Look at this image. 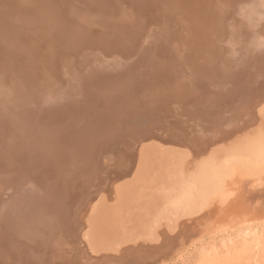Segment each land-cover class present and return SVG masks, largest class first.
I'll return each mask as SVG.
<instances>
[{"label": "bare ground", "instance_id": "obj_1", "mask_svg": "<svg viewBox=\"0 0 264 264\" xmlns=\"http://www.w3.org/2000/svg\"><path fill=\"white\" fill-rule=\"evenodd\" d=\"M24 1L25 0H11V2L9 1L10 3H7L6 1L3 2V0H0V83L3 78L7 79L3 74L6 72H3L2 68L7 66V63L2 60L5 59V57L12 60L10 68L13 73H19L22 68H27V70L35 72L34 75H38L39 77L43 76L45 73H49L48 71L56 72L57 68L62 72V69H71L73 66L72 69H79L82 74L89 71L90 75H86V80L82 78L83 83L79 88L75 87L73 91L70 90L72 91V94L70 93V98L66 99V96H64L61 100L54 103L55 109L59 110L58 116L53 113L45 116L46 113L44 112V115L39 117L35 114L33 106L30 105L29 107L25 105L24 107V104H19L20 106H16L18 107L17 109L22 107L19 110L20 112L15 111L16 115L11 118L9 116L10 119L7 121L5 120L0 127V148L5 147V151H8L5 153L8 156L5 157L0 155V182H2L0 190H3V192L0 191V220H2V222H0V264H44L43 261H45V259L43 257H47L48 254L40 249L43 248L44 243L46 246L49 245V243H47L48 240H40L38 241V244L33 245H31V243H33V237L30 238L31 240L28 237L20 240V236H18L17 233L21 235V230L18 228L17 221L16 223L14 221L20 219L23 222L22 228L27 229V231H32L33 225L30 230H28L27 226L31 225V223L34 224V220L32 219L38 216L37 213L39 211L37 210L39 207L42 209L41 204L46 200V203L50 208H48V211L46 210L47 212L45 213V217L48 219V222L46 223L48 224H45L44 229L46 228L50 233L52 232L53 239L57 236L55 235L56 232H59V230L56 229L63 228L65 230L67 229L64 233L69 236V240H72L70 239V236L72 237V235L75 234H72V225L74 224L81 228L80 230L82 233L80 241L83 248L86 249V253L88 252L89 257L90 255H92L91 257H93V255L99 257L98 255L100 253L103 254V252L107 254L111 252L118 254L121 249V247L118 246L121 244L112 242L114 240L112 237L110 238L111 241H109L101 235V226L105 220H103V215L102 217L100 216L99 204L102 198L104 199V195L90 206L87 213L90 215L91 219L83 221V223H85L81 225V222L79 221L80 219L78 218V212L81 207L77 210L75 204L73 205L69 203L71 195L67 192V174H65L63 170L69 169V184L71 180L74 179L75 181L78 175L81 174L79 171L83 168L84 164L90 163L91 165V161L94 158L93 154H96L98 149L104 150L105 153L109 151L110 146H113V144L123 135L122 132H125L126 129L133 130L132 128H135V122H139L140 127L142 126V122L143 129L148 128L149 130H154L151 127L153 122L147 123V119L150 117L153 121H156L157 112H153V109L150 111V106L145 103L146 100L143 102L138 99L137 102L133 100V98H136L132 93L134 88L138 90L141 88V90L144 91L145 88L148 87V85L145 88L143 87V74L145 72L153 73L152 78L150 79L151 81H148V83L152 87H155L156 97L158 96L159 99L166 101L170 97L174 102H177V107L174 106V102L172 103L173 105L165 103L166 105H169V107L171 106V108H167V112L165 113H173L174 107L181 112L186 108V105H190L189 103L199 100V95H201L205 98V102L203 99L199 102V112H196L197 110L193 111L194 114L192 116L189 113L187 114L196 120L201 119L202 116H204L206 120L212 119L216 116V112L219 113L220 109L217 107L219 103L222 104L223 108L227 107L223 102L228 101L231 103L233 98L227 95L228 90H230L231 94H234L235 96L237 95V97L240 96L239 100L236 101V98L234 102H238L237 104L244 102L243 104L246 105L251 98L250 96L252 94L254 95L255 89H257L258 86L254 84L251 85L248 92L245 89H241L244 88L240 87L241 82L245 80L244 74H230V71L228 72L226 70L227 64H221L220 53L223 52L222 45H225V42H229V52L236 51L235 44L230 42L232 37L229 38V41H227L228 38L222 37L225 35V28L229 25L228 22L231 20L230 18H232L231 14H229V8H233L235 14L239 13L240 15H243V17L248 16V20H250L254 26H256V24L259 25L257 30H250L251 33H248V37L252 36V34L255 37L258 35L260 36L264 32V5L253 4V0H155L154 3H149L150 5L146 7L140 6L142 2L146 0H80L78 3L69 0H26L27 2L30 1V3L28 2L29 4L27 2L25 4ZM120 1L128 3V5H125H130L129 8L127 9L123 4H119ZM66 4L69 5L65 7ZM251 4H253V6H250ZM120 5H123V10ZM246 6H248V8H245ZM178 10H181L182 14H187L191 32L189 35L190 37L188 35V37H186L189 38L188 41H190L189 45H187V47H189L186 50L184 49L185 51H183V55L180 54V52L178 55V47L175 50L176 52L173 50L174 47H171L173 41L171 45H169L173 33H178V27H175L177 26L176 24L173 27L174 29H172L173 33L171 35L169 34L171 37L168 39L170 40L169 42L167 40L169 44H165L166 49H163V46L161 45L162 43H160L157 36H155L156 40L154 39L155 41L151 40L150 42L151 45H153V48L151 45L150 47L149 45H147L148 47H146V45L141 47L140 49L143 50V60L142 58H137L132 66L130 54L133 49L140 47L141 43L139 44L138 41L141 37L144 38V36L149 33L147 30L149 26L148 24L154 22L158 27V25H160L161 22H164V20L167 21L169 18L173 19V15L177 18L175 15H177L176 11ZM14 11L16 13H14ZM89 11H93L94 13H91L90 16L88 13ZM232 12L233 11H231V13ZM179 15L181 16L180 13ZM118 16H122L124 22L121 21L120 24H113L112 19L114 17L117 18ZM127 18L133 23L132 26L128 27L125 25ZM181 19L183 24L184 20L182 16ZM94 24L100 26L96 27ZM182 24L179 29L186 28L187 30V26L182 27ZM175 28L177 32H174ZM169 29L171 31V28H167L166 30L168 31ZM180 30L179 32H181ZM31 31L36 32L37 35L34 33V37H30ZM22 32H25V34ZM158 32L159 31L157 30L154 33H157L158 35ZM187 33H189L188 30ZM133 34L138 35L134 37ZM179 35L181 34L179 33ZM168 36H165V38H168ZM176 36H178V34L175 35V37ZM31 38H36V41L43 40L42 45L45 47L42 45L30 46L31 44L29 42L31 41ZM134 38H137L135 43L138 46L135 48L132 47L131 41L135 40ZM149 39L147 38L146 41H150ZM183 39L184 36L181 41ZM184 43L185 41H183V44ZM173 44H175V42ZM182 47H184V45ZM101 52H103V54L111 52L110 55L113 56V58H116L113 60L112 65H118V67L123 69V79L122 81L119 79L121 82H118L119 80L117 81L113 76L116 73L114 71H117L116 67L114 70L107 69L103 72L104 75H102V73L101 76L98 74L99 77L93 75L94 71L92 70H95L94 67L91 72L85 68L87 63L85 64L83 57L88 55L91 56L89 57L91 58L89 59L91 62L93 57L96 61L101 62L102 60L104 61V59H107L106 57L104 59L102 58L103 54ZM179 56L182 57L184 63L186 62L185 65L182 66H185V70L189 71L191 75L193 74L194 77L190 79L186 78V82L183 84L177 82L173 90V87L170 85H172V81L175 79V73H178L176 71L177 66L174 65L176 62L175 60H178ZM63 60L68 64H72L68 65V67L66 66V68H62L61 64L63 65ZM172 62H174V64H172ZM101 64H103V62L100 63V67ZM263 65V63H261V65L258 63L257 69H261L262 67V69H264ZM135 66H138L140 70L142 67L143 69L138 72L139 69ZM108 67H110V65ZM137 73L138 76L133 78L135 80L132 81L130 76ZM168 73L169 75L172 74L169 79H167ZM110 74L116 82L111 80ZM217 83L224 84L221 85L223 87L219 93L217 90V92L213 91V86ZM10 84L11 83L8 82L6 86ZM5 90L7 89L3 88L0 84V93L3 97H6L7 94V92L6 94L4 93ZM132 95L133 97H131ZM27 97L29 98V96ZM34 99L35 97H33V100ZM31 100L32 97L30 98V101ZM162 102L163 101L152 103L155 104L157 111L161 110L163 106H166L161 105ZM202 102L204 104H201ZM16 106L12 105V107H15L14 109H16ZM228 107H230V105ZM228 107L225 109H228ZM254 110H257V121L259 119L263 120L264 96L254 107ZM195 112L198 114L195 115ZM152 114H154V118L151 116ZM178 116L180 117V115ZM23 119H25V121ZM18 120H22L23 123L25 122L26 126L31 128L30 130L34 129L33 134L38 133L39 137H45L47 140V136H52L53 139L51 141H49L50 138L46 142L44 140V142H48V145L50 146H47L46 144V146L43 145V141L42 143H39L37 140L32 139V137L30 138L27 134L26 137L29 138L23 140L24 143L23 141H20L18 146L14 145L17 142V138L14 137V130H16L15 127L18 124L16 121ZM159 120L157 121V124L158 126H161L160 129L162 130V124L159 125ZM80 121L84 123V125L80 124L83 125L81 127H79V123H82ZM168 123L170 124L171 122ZM157 124L155 126H157ZM212 124L207 123V126H212ZM128 126H130V128H127ZM163 126L167 127L168 125L166 126L163 124ZM174 127L176 126L173 125V128ZM201 127H204V125H201ZM154 128L157 129L159 127ZM199 130L201 132L202 128H199ZM162 131L164 134V130ZM144 132L145 131L143 130L140 135H147L149 131H147L146 134H144ZM150 133L152 132L150 131ZM176 135L177 137L178 135L180 136L181 132L176 131ZM152 136L154 135H151V137ZM169 136L174 135L172 134ZM148 137H150V134ZM244 137L246 136L244 135ZM260 137H263V135H260ZM145 138L146 137H144V139ZM162 138H164V136H162ZM169 139L171 138H168L166 142H168ZM120 140L122 139L120 138ZM172 140H174L173 137ZM153 141L154 140H151L149 143L142 144V148L139 146V161L137 166L135 164L136 168L134 167L135 171L132 176L133 180L131 184L142 186L144 193L148 189L150 190L152 187L154 188V190L152 188L153 192H151V194H149L150 197H148L150 199L156 197V201H154V199L153 201H149L147 217L152 214H155L156 217L151 221L152 226L151 228L149 226L150 231H146L148 233L143 235L142 232L137 236L133 235L130 237V239H133L130 242L134 243L137 240H144L160 243L161 236L158 233V230L162 226L165 225L166 228L172 232L176 222L181 219H195L205 214V212L211 209V207L216 209L222 208L224 211H228L227 208L231 207L230 210L232 213L238 217V219H236L237 222L232 221L229 228L225 230L223 229L215 239H208V241L201 242L200 246L197 248L199 259L195 264H264V208L259 207L258 212V210L255 209L256 206L253 205V200L259 198V195H256V193L250 189L248 191L250 195L245 198V200L241 201L237 200V197L234 198L237 196L238 191L241 190V188L245 189V186L251 185L253 187L257 185V183L258 186L263 185L264 139H261L252 146H249L250 143H247L244 139L248 147L238 154L227 157L221 164L214 165L209 164L206 161L207 164L200 165L201 162L197 166L192 164L195 167L191 165V162L188 161L187 158L177 155V153L173 151L175 150L174 148H169L168 146L166 147ZM174 141V143H179L178 139H175ZM117 143L118 146L124 144V142L120 145L119 142ZM121 147L122 146H120V148ZM124 147L122 149L126 152V147L125 149ZM41 150H43V157L42 155H38L41 153ZM164 150L172 151L168 152ZM219 151L221 152V150ZM112 152L113 150L110 153ZM51 153L53 156L56 153L58 156L61 154L59 157L56 156L55 159L58 158L64 163L55 160V163L58 164L54 165V161H52V165L55 167L62 166L61 168H63V170H61L63 171L66 180L62 175L60 176V174H63L60 169V172L58 169L52 170L54 167L50 166L51 161L49 162V156L52 155ZM105 153L102 157L107 155ZM129 154L127 156H129ZM109 155L112 156V154H108V156ZM115 155L110 159L115 157ZM60 157H62V160ZM186 157L191 156L188 155ZM53 158L54 157H52L51 160ZM110 159H108V161H110ZM158 162L160 171L156 177L152 178V176H154L152 175V168L156 166V163ZM90 165L87 164V169H90V167H88ZM92 165L94 166V164ZM93 166L92 169L94 168V170H97V168ZM87 171L86 172L89 173L88 175L91 177L90 171L92 170L90 169V171ZM98 173L101 175L103 174L102 172ZM32 176L36 177V182L33 180V184H36V186L31 187V190H26L25 187L21 185L29 184ZM95 177L97 178V175ZM70 178L71 180L69 181ZM79 178L80 177H78V179ZM84 178L86 177L83 176V179ZM106 179H108V177ZM243 179L247 180L245 183L246 185L244 184ZM109 181L107 182L109 183ZM86 182L88 183L87 180ZM104 182V186L106 184L108 185V183ZM151 184H154V186ZM89 187L92 189V185ZM38 189L39 192L37 191ZM68 191L71 193L70 190ZM128 191L129 189L127 188L117 190L118 202L127 209L131 207V196L126 197ZM23 193L25 194L23 195ZM35 193H37V198L33 197V194ZM95 193H97V190ZM30 195H32L33 198H31ZM5 196L9 197L6 202H4L7 199L4 198ZM89 196L87 198H89ZM48 200H52V202L54 201L51 203L53 204L52 207L49 205ZM231 200H233L232 204L229 202ZM131 201H133V199ZM7 202L8 205L6 204ZM152 202H155V204L150 205ZM228 203L230 205H228ZM83 206L85 207V205ZM43 212L44 211L41 213ZM73 214H76L77 218H75ZM95 217H98L97 221ZM35 220H37V218H35ZM77 220L80 223L77 222ZM13 223L17 226L16 231ZM77 237L79 238V236ZM17 238H19V240ZM78 238H75L74 240H78L79 242ZM26 241H28V243ZM162 242H164V240L161 241V243ZM81 251L79 252L82 253ZM40 257H42V259ZM77 259L78 258H76V260Z\"/></svg>", "mask_w": 264, "mask_h": 264}, {"label": "rangeland", "instance_id": "obj_2", "mask_svg": "<svg viewBox=\"0 0 264 264\" xmlns=\"http://www.w3.org/2000/svg\"><path fill=\"white\" fill-rule=\"evenodd\" d=\"M5 1L7 3L9 1L11 2V0H5ZM5 1L3 0V2H5ZM66 1H68V0H66ZM69 1L78 3L80 0H69ZM154 1L155 0H146V1L142 2V4L140 6L146 7V6L154 3ZM24 2L26 4L27 1L25 0ZM28 2L30 3V1H28ZM252 2H253V4L264 5V0H258V1L253 0ZM119 4H123L125 7H127V9L130 6V5L126 6L125 4L128 5V3H123V1H120ZM165 4H166V2H165ZM253 4H251L250 6H253ZM67 5H69V4H66L65 7H67ZM123 5H120L122 10H123ZM245 5H248V4H245ZM245 8H248V6H246ZM229 9H230L229 14H231L232 18H230L231 20L228 22L229 25L225 28V35L222 34L223 35L222 38L226 37V38H228L227 41H229V38L232 37L230 42H233V44H235L236 51L229 52L230 51L229 44H228L229 42H225V45L224 44L222 45L223 52L220 53V56H221L220 60H221V64H223V63L227 64L226 70L228 72L230 71V74H244L245 80H243L241 82V85H240V87H244V88H241V89H245L248 92L249 87L251 85L254 84V85L258 86V88L255 89L254 95L252 94L250 96L251 98H250L249 102L246 103V105L243 104L244 102L237 104L238 102H234V101L236 98H237L236 101H238L240 96L237 97V95L235 96L234 94H231L230 90H228L227 95L229 97L233 98L231 100V103L228 101L223 102V104H226L227 107L230 105V107H228V109H225L227 107L223 108L222 104L219 103L217 105V107H219V109H220L219 113L216 112V114H215L216 116H214L212 119L206 120L205 117L202 116L201 119L196 120L195 118H191V116L194 114L193 111L197 110L196 112H199V110H198L199 106H200L199 102L201 101V99H203L205 102V98L203 96L199 95L200 96V98H198L199 100L192 102V103H189L190 105H186L185 106L186 108H184V110H182L180 112L176 109L177 102H174L172 98L169 97L166 101L163 99L162 100L159 99L158 96L156 97L155 87L154 86L152 87L148 83V81H151L150 79L152 78L153 73L152 72L151 73L145 72L143 74V80H144L143 81V87L145 88L147 85H148V87L145 88L144 91L141 90V88H139V90L134 88L132 93L136 98H133V100L136 102H137V99L141 100L142 102L144 100H146L145 103H146V105L150 106L149 107L150 111H152L151 109H153V112H157L156 113L157 114L156 115V119H157L156 121H153V119H151L150 117H148V119H147V123L153 122L151 124V127L154 130H151V129L149 130L148 128H146L147 130L143 129V123L142 122H141V124H142L141 127L139 126V124H140L139 122H135V125H134L135 128H132L133 130L126 129L125 132H122L123 135L120 138L123 141L120 140V138L118 139L119 141L117 140V142H119V145L124 142V144L120 145V146H122L121 148H120V146H118V143L115 142L113 144L114 147L110 146L109 151H107L106 153L104 150L98 149V152L96 151V154L95 153L93 154L95 159L94 158L92 159L91 165H90V163H87L88 165H90L88 167H90V169L92 171H90L89 168L87 169V164H84L83 168L79 171V172H81V174L78 175V177H80L79 178L80 180L78 179V177L76 178L77 180L75 179V181H74V179L71 180V178H70L69 181L70 180L71 181L69 184H68V178H69L68 177V173H69L68 170L69 169L63 170V168H61L62 166H59V167L56 166L57 168L54 166V165L58 164V163L57 164L55 163L56 161L62 162L58 158L55 159L56 156L59 157L61 154H59V156H58L56 153L53 156V154L51 153L52 154V155H50L51 158L54 157L52 160L49 156V162L51 161L50 166L54 167V169L52 168V170L58 169V171L60 172V170L62 169L64 171V173L67 174V176H66L67 177V185H68L67 186L68 187L67 192L71 195L69 203L73 204V205L75 204L77 206V210H79L80 209L79 207H81V209L78 212L79 213L78 218L80 219L79 221L81 223L77 220V222H79L81 225L85 223V222L83 223V221L91 219L90 215H88V213H87V211H89V209H90V206H92L93 203L98 201L99 198L104 195V199L102 198V200L99 204V207H100L99 211L101 213L100 216L102 217V215H103V217H104L103 220H105L101 226V235L109 241H111L110 238L112 237L114 239L112 242L121 244L118 246V247H121V249L119 250V253L117 254V253L111 252V253L107 254V253L103 252V254L100 253L98 255L99 257H96V255H93V257H91L92 255H90V257H89L88 252L86 253V249L83 248V245L81 244V241H80L81 233H82V231L80 230L81 228L78 227L77 225H76L77 226L76 227L74 224L72 225L73 226L72 227L73 228L72 234H74V233L75 234L74 235L71 234L72 237L74 236L73 238L70 236V239H72V240H69V236L66 233H64V232H66L67 229L65 230L63 228L62 229L61 228L56 229V230H59V232H56L55 235H57V236L56 237L54 236L55 238L53 239L52 238V236H53L52 232L50 233L46 228H45L46 229V232H45V229H44L45 224H48V223H46V222H48L47 221L48 219H46L47 217H45V213L48 211V208H50V206H48V204L46 203V201H47L46 200V201H44V203L41 204L42 209H40V207L38 208V210H37V211H39L37 213L38 216H36L32 219V220H34L33 223L35 224V227H34V224H32L31 222H30L31 225H28V224H27L28 226L26 225L28 230H30L32 225H33L32 228L34 230L32 229V231H27V229H23L22 228L23 222L20 219H17L14 221L15 223L17 221L18 228L21 230V235L17 233V235L20 236V240H23L25 237H28L29 239L31 237H33L32 238L33 243H31V245L38 244V241H40V240H44V239L48 240V242L47 241L46 242L49 243L50 246L49 245L46 246L44 243V245H45V246L43 245L44 249L43 248L40 249L41 251H44V252H46V254H48L47 257L46 256L43 257L45 259V261H43L44 264H48V263L49 264L50 263H52V264H195L199 259L197 248L200 246V243L203 241L205 242L206 240L208 241V239L209 240L215 239L218 236V234L223 231V229L225 230V229L229 228V225L231 224L232 221H236V219H238V217L235 216V214H233L232 211L230 210L231 207L227 208L228 211H224L222 208L216 209L214 207L213 208L211 207V209L207 210L205 212V214H203V215H201L195 219H189V220L188 219H181V220H179L178 222H176V225H174L172 232L169 231L165 225L162 226L158 230V233L161 236V241L164 240V242H162V243H161V241H160V243H155V242L144 241V240H137L134 243L130 242L131 240H133L132 238L130 239L131 236H133V235L137 236L142 232H143V235L148 233L146 231H150L149 226L151 228V226H152L151 221H153V219L156 217L155 214L149 215L147 217V210H148V206H149V201H153V199H154V201H156L155 200L156 197L151 198L152 200L149 198L150 197L149 194H151V192H153L154 188L152 187L153 190L151 188L150 189L151 191L148 189L149 191L147 190L144 193L142 186H139L136 184H131L132 180H133L132 176L134 175L133 173L135 171L134 169L136 168L138 161H139V155H140L139 151H140V148H142L141 147L142 144L149 143V142H151V140H154L153 142H157V143L162 144L166 147L168 146L169 148L172 147L175 149L173 151H175L177 153V155H180L184 158H187V160L191 162V165L193 164V165L197 166V165H199L200 162H201L200 165L205 164L206 161L209 164L219 165L227 157L238 154L243 149H246L248 147V145H246L247 143H250L249 146H252L256 142L260 141L261 139L262 140L264 139V119L263 120L259 119L257 121V118H256L257 110H254V107L258 104L259 101L262 100V97L264 96V69H262L263 67L261 69L260 68L257 69L258 63L260 65H261V63L264 64V32L262 33L263 35L261 34L260 36L256 32V34L258 36L255 37L252 34V36L248 37V33H251V31H253V30L254 31L257 30L259 28L258 27L259 25L256 24V26H254V24L250 20H248V16L243 17V15H240L239 13L235 14L234 13L235 11L233 10V8H229ZM231 11H233V12L231 13ZM166 12H168V11H166ZM176 12H177L176 13L177 15H175V16H177V18L174 17V15H173V19L169 18V20H167V21L164 20V22H161L160 25H158V27H157V24L154 22L150 23L151 25L148 24L149 26H148L147 30L149 33L146 36H144V38L141 37V39L138 41L139 44L141 43L139 48H135V47H138L135 43L137 38H134L135 40H131L132 41V47L135 48L132 50V52L130 54V59L132 60L131 61L132 66H133V62H135L137 60V58H142V60H143V50H141L140 48L143 47L144 45H146V47H148L147 45H149V47H150L151 40H153V41L156 40L155 36H157V39L160 41V43H162L161 45L163 46V49H166L165 44H169L168 42L170 40H168V39H170V37H171L170 35L173 33L172 29H174L173 27L176 24H177V26H175V27H178L177 28L178 33H176V34L173 33L172 40H171L169 45H171L172 41H173V43L175 42L176 45L172 43L171 47H174V49H173L174 51L178 47V49H177L178 55H179V52H180V54L183 55V51H185L189 47V46L187 47V45H189L190 40L188 41L189 38H186V37H188L191 33L190 32V25H189V21L187 19L186 13L182 14L181 10H178ZM14 13H16V12L14 11ZM88 13L91 16V13H94V12L89 11ZM179 13L181 14V16L184 20L183 24H182L183 21L181 19V16L179 15ZM118 17L117 18L114 17L112 19L113 24H116V23L120 24L121 21L124 22L122 16H118ZM170 19H172V20H170ZM163 23H165V24H163ZM132 24L133 23L127 18L125 25L129 27V26H132ZM181 24L183 25L182 27L187 26V28H188L187 30L189 33H187L186 28L185 29L181 28V30L179 29L181 27ZM94 26L98 27L100 25L94 24ZM151 27H153V28H151ZM166 27L171 28V31L169 29L168 31H170V32H168L166 30L167 29ZM157 30L159 31L158 35H157V33H154ZM177 30L175 28L174 32L175 31L177 32ZM179 30L181 32H179ZM22 33L25 34V32H22ZM34 33L37 35L36 32L31 31L30 37H32V36L34 37V35H33ZM153 33L156 35H154ZM179 33L181 35H179ZM149 34H151V35H149ZM177 34H178V36L175 37V35H177ZM137 35L138 34H133L134 37ZM152 36H153V38H152ZM165 36L166 37L168 36V38H165ZM183 36H184V39L185 38L186 39L185 40L183 39L181 41ZM173 37H175V38H173ZM147 38L148 39L150 38L149 39L150 41H146ZM165 39H166V41H165ZM217 39H218V37H217ZM250 39H252V40H250ZM167 40H168V42H167ZM183 41H185L184 44H183ZM29 43L31 44L30 46H33V45L39 46V45H42L43 40H37L36 41V38H31V41ZM33 43H35V44H33ZM143 43H145V44H143ZM183 45H184V47H182ZM42 46H44V45H42ZM151 47L153 48V45H151ZM161 47H160V49H161ZM101 53L103 54V52H101ZM110 54H111V52L102 55L103 59L105 57L107 58V59H104L105 63L103 60L101 62L96 61V59H94V57H93L92 62H91V60H89V59H91V58H89L91 56L85 55L83 57L85 64L87 63L85 65V68L90 70V72H91V70L94 67L95 70H92V71H94L93 75L94 76L96 75L99 77V75L101 76V73H102V75H104L103 72L106 71L107 69L114 70V68L116 67L117 71H114L116 73L113 76L115 77V79L117 81L119 79H121V81H122V79H123L122 77L124 74L123 69L121 67H118V65H112L113 60L116 58H113V56H111ZM178 55H177V57H178ZM180 56H179V58L181 60L178 58V60H175L176 62L174 61L175 62L174 66H177L176 71L178 73H175V77H174L175 79H173L172 85H170L173 87V90H174V86L177 82H180L183 84L184 82H186V78L190 79V78L194 77L193 74L191 75V73L189 71L185 70L186 69V68H184L185 66L184 67L182 66V65H185L186 62L184 63L182 57H180ZM177 57H176V59H177ZM109 58H111V59H109ZM5 59H2V60L5 61V63H7V66L6 67L4 66L2 68H3V72H6L3 74H4V77H7V79L3 78V80L1 81L0 84L3 88L7 89L4 92L5 94L7 92V94H6V97H3L2 94L0 93V127L3 125L5 120L7 121L11 117L16 115L15 111L20 112L19 110L22 107L17 109L18 108L17 106L19 104H22V105L24 104V107H25V105H27L29 107H30V105L33 106V110H35V114H37V116H39V117L43 116L44 112L46 113L45 116L51 115L52 113L55 114L56 116H58L59 110L55 109L54 103L61 100L62 97H64V96H66V99L70 98V96H71L70 93L75 89V87L79 88L83 83L82 80L83 79L86 80L85 77H87L89 74V71L86 72L85 74H82V73H80L81 70L72 69L73 66L71 67V69H67L66 66L68 67V65H71L72 63L68 64L65 62V60H63V62L61 61L63 63V65L61 64V66H62V68H66L67 70L62 69L63 70L62 72H60L57 68L58 71L56 70V72L48 71L49 73H45V74H43V76L38 77V75H36V76L34 75L35 72H30V70H27V68H22L19 73H13L12 69L10 68L12 60L9 59L8 57H5ZM106 60H108L110 62H108ZM121 61H123V60H121ZM181 61H183V62H181ZM102 62H103V64H101V67H100V63H102ZM174 62H172V64H174ZM93 63L96 66H94ZM97 64H98V66H97ZM109 65H110V67H108ZM135 67H137L139 69L138 66H135ZM142 69H143V67L141 68V70ZM141 70L139 69L138 72H140ZM78 74H79V76H78ZM81 74H82V76H81ZM167 75H168L167 79L171 78L170 76H172V74L169 75V73ZM227 75H229V74H227ZM113 76L110 74L111 80L115 81V79H113ZM136 76H138V73L130 76L131 80L134 81L135 79H133V78H136ZM75 78H76V80H75ZM79 79L81 80V82ZM70 81H71V83H70ZM121 81L119 80L118 82H121ZM8 82L11 83L10 85H8L10 87L6 86ZM69 83L71 84V86ZM185 85H187V84H185ZM221 85H224V84H218V83L214 84V86H213L214 90L213 91H215V92L218 91V93H219L223 87ZM177 88H179V87H177ZM70 90H72V91H70ZM231 91H233V90H231ZM143 93H145V94H143ZM28 94H30V95H28ZM133 95L131 97H133ZM194 95H195V93H194ZM27 96H29V98ZM31 97H32V100L30 101ZM33 97H35L34 100H33ZM160 101H163L162 102L163 104L161 103V105H166V104L171 105L174 102L173 104L176 107H174L173 113H170V112L165 113V112H167L166 111L167 108H171V106L169 107V105H166L167 107L163 106L161 108V110L157 111V109L155 108V104H152V103L153 102H160ZM201 104H204V103L202 102ZM12 105L13 106L17 105L16 109H14L15 107H12ZM38 110H39V112H38ZM190 110H191V113H190ZM12 111H13V113H12ZM175 111H176V113H175ZM187 113H189L191 116ZM176 114L180 115V117ZM197 114L198 113H196L195 115H197ZM9 116H10V118H9ZM151 116L153 117L154 114H152ZM23 120L25 121V119H23ZM158 120L160 122L159 125L162 124V128H163L162 130H164V134H163V131L160 129L161 126H158V124H157ZM16 122L18 124L15 127L16 130H14L15 131L14 137L17 138V142L14 145L18 146L20 141H23L29 137L30 138L32 137V139L37 140L39 143H42V141H43V143H44L43 145L46 144L47 146H50V145H48V142L47 143H45V142L49 138H50L49 141H51L53 139L52 136H50V137L47 136V140H46L45 137L44 138L39 137L38 133L33 134L34 129L30 130L31 128L26 126L25 122L23 123L22 120H18ZM80 122H82V121H80ZM168 122H171V123L169 124ZM207 123H211V124L213 123V124H212V126L208 127ZM80 124L84 125L83 122L79 123V125ZM156 124H157V126H155ZM163 124H165L166 126L168 125V126L165 127V126H163ZM83 125H80L79 127H81ZM173 125L176 126V127H174L176 130L173 128ZM201 125H204V127H201ZM153 126L159 127V128L155 129ZM127 128H130V126H128ZM199 128L200 129L202 128L201 132H200ZM143 130L145 131L144 134H146L147 131H149L147 134L148 136H149V134H150V137H151V135H154V136L156 135L157 137L156 136L155 137L158 138L159 140L156 139L154 136H152L150 138L147 135H142V136L146 137L144 139V137H142L140 135V134H142L141 132H143ZM155 130H157V131H155ZM165 130H167V131H165ZM168 130H169V132H168ZM171 130H172V132H171ZM150 131L152 133L154 132L155 134L150 133ZM176 131L181 132V135L180 136L178 135V137H177ZM205 131H206V133H205ZM26 134L29 137H26L27 136ZM172 134L174 136H169ZM244 135L246 137H244ZM260 135H263V137H260ZM162 136H164L165 139L162 138ZM167 136H169V137H167ZM172 137L174 140L178 139L179 143L178 142L174 143L175 141L172 140ZM174 137H176V138H174ZM168 138H171V139H169L170 141L168 140V142H166ZM244 139L247 143H245ZM248 139H251V140H248ZM44 140H45V142H44ZM160 140H162V141H160ZM242 142H244V143H242ZM23 143H24V141H23ZM115 145H116V147H115ZM124 145L126 147V150H125L126 152H124V150L122 149L124 147ZM139 146H140V148H139ZM125 147H124V149H125ZM137 147L139 148V150ZM110 149H111V151L113 150L112 153H110L111 152ZM115 149L116 150L118 149V150L116 151ZM5 150H6L5 147H1L0 148V155H3L5 157L8 156L5 154L8 151H5ZM219 150H221V152ZM164 151L169 152L172 150H164ZM115 152H117V153H115ZM129 152H130V154H129ZM138 152H139V154H138ZM104 153L107 154L106 156L108 157V159H110L113 155H115V154L116 155H115V157H113L114 159L112 158V159H110V161H108L106 156L102 157V155ZM108 154H112V156L111 155L108 156ZM128 154L130 157L127 156ZM38 155L39 156L42 155V157H43V150H41V153H39ZM188 155H190L191 157H186ZM136 156H138V157H136ZM116 157H117V159H116ZM201 157H203V158H201ZM206 157H207V159H206ZM60 158L62 160V157H60ZM104 158L107 160H105ZM122 158H124V159H122ZM112 160H113V162H112ZM194 160H195V162H194ZM52 161H54V163ZM52 163L54 165H52ZM62 163H64V162H62ZM92 164H94V166H95V168H97V170L96 169L94 170V168L92 169V166H93ZM135 164H136V166H135ZM101 166H102V168H101ZM195 166H193V167H195ZM159 169L160 168H159V162H158V163H156V166H154L152 168V171H153L152 175H154V176H152V178L156 177V175L160 171ZM85 170L86 171L89 170L91 172V177L88 175L89 174V173H87L88 171L86 172ZM63 171H62V173H63ZM97 171L100 173L102 172L103 174L101 175ZM154 171H155V173H154ZM92 172L95 174H93ZM64 173L60 174V176L62 175L64 177V179L66 180ZM86 175L88 176V178ZM96 175H97V178L95 177ZM98 175L100 177L101 176L102 177L100 178ZM83 176H85L87 179L86 178L83 179ZM104 176H105V178H104ZM107 177L110 181L108 179H106ZM31 178L32 179H30L31 181L29 184L21 185V186L25 187L26 190L27 189L31 190L30 189L31 187L36 186V184H33L34 183L33 180L36 182V177L32 176ZM103 178H104V180H103ZM86 180L88 181V183L86 182ZM92 180H94L95 182ZM107 181H109V183ZM246 181L247 180H244V184L246 183ZM103 182L108 183L109 186L106 184L105 185L106 187H105L103 185ZM86 183L89 186L92 185V189ZM89 183L90 184L92 183V184L90 185ZM93 184L94 185L97 184V185L94 186ZM1 185H2V182H0V186ZM99 185H101V186H99ZM151 185L154 186V184H151ZM93 186H94V188H93ZM129 186H131V187H129ZM100 187L103 190H101ZM125 187L127 189H129L126 197L131 196V200L133 199V201L130 200L131 207L129 209L124 208L123 205H121V203L118 202L119 199L117 196V190L126 189ZM88 188H90V189H88ZM95 189L97 190V193H95V191H96ZM250 189L253 192H255L256 195H259V198H256L253 200V205L256 206L255 209L258 210L259 207L264 208V183L262 186H258V183H257V185H255L253 187L251 185L245 186V189L241 188V190L238 191L237 196H235L234 198L237 197V200H241V201L245 200V198H247L250 195L248 192ZM68 190H70L71 193ZM100 190H101V192H100ZM0 191L3 192V190H0ZM37 191L39 192V189ZM243 191H245V192L247 191V192L245 193ZM37 193L33 194L34 195L33 197L37 198V196H36ZM89 193L94 197V200H93V197ZM24 194L25 193H23V195ZM29 194H30V192H29ZM30 196H31V198H33L32 195H30ZM85 196H86V199H85ZM88 196H89V198H87ZM4 198H7L4 202L8 201V199H9V197H7V196H5ZM76 198H77V200H76ZM232 201L233 200L229 201V202H231L230 204L233 203ZM53 202H52V200H48V203H49V205H51V207L53 205L51 203H53ZM6 204L8 205V202ZM153 204H155V202H152V204H150V205H153ZM230 204L228 203V205H230ZM83 205H85V207ZM43 207L44 208L46 207L47 209L46 208L44 209ZM86 207H88V208H86ZM42 211H44V212L41 213ZM258 212H259V210H258ZM39 213L41 216L39 215ZM73 213H74V211H73ZM83 215L84 216L86 215L85 218ZM73 216H75V218H77L76 214L75 215L73 214ZM35 218H37V220H35ZM40 219H42V220L44 219V220L42 221ZM95 219L97 221L98 217H95ZM147 221H148V223H147ZM0 222H2V220H0ZM15 223H13V225H15ZM177 225H178V227H177ZM175 226H176V229H175ZM16 227L17 226L15 225V227H14L15 231H16ZM74 227H76L78 229H76ZM60 231H62L63 233ZM22 234H24V235H22ZM45 234H47L48 237ZM161 234H164V235H161ZM10 235H12V234H10ZM43 235H45V236H43ZM62 235H65V236H62ZM3 236H5V235H3ZM77 236H79V238ZM75 238L76 239L78 238L79 242H78V240L77 241L74 240ZM17 239L19 240V238H17ZM26 242L28 243V241H26ZM23 246H24V244H23ZM78 248H79V250H78ZM24 249H25V247H24ZM81 249H82V251H81ZM79 251H81L82 253H80ZM82 255H83V257H82ZM101 256H103V257H101ZM94 257H95V259H94ZM40 258L42 259V257H40ZM76 258H78V259L76 260ZM103 258H107V259H103Z\"/></svg>", "mask_w": 264, "mask_h": 264}]
</instances>
